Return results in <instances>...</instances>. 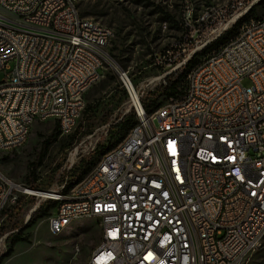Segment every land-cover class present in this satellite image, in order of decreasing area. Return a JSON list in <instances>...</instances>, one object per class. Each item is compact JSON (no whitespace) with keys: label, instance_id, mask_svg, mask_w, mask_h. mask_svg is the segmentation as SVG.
Segmentation results:
<instances>
[{"label":"built area","instance_id":"built-area-1","mask_svg":"<svg viewBox=\"0 0 264 264\" xmlns=\"http://www.w3.org/2000/svg\"><path fill=\"white\" fill-rule=\"evenodd\" d=\"M254 1L207 7L192 29L154 54L159 72L145 85L177 79L182 62L230 29ZM78 2L0 0L20 16V23L0 16V70L13 63L0 80V144L10 151L28 138L30 113L57 122L60 135L72 133L84 94L102 77L113 31L81 15ZM117 73L127 107L115 121L132 112L134 124L112 152L102 154L71 192H63V182L18 191L23 183L0 173V215L10 208L15 217L17 205L30 199L26 223L45 201L66 196L46 217L51 234L80 214L104 226L86 264H243L264 247V15L229 46L200 56L151 113L141 101L148 91L122 77V69ZM44 103L52 113H44ZM79 145L66 162L73 163ZM1 230L0 255L9 247V233Z\"/></svg>","mask_w":264,"mask_h":264},{"label":"rangeland","instance_id":"rangeland-1","mask_svg":"<svg viewBox=\"0 0 264 264\" xmlns=\"http://www.w3.org/2000/svg\"><path fill=\"white\" fill-rule=\"evenodd\" d=\"M219 1L79 0L80 13L110 27L113 36L105 48L106 59L103 69H100V72L103 71L102 77L84 94L85 104L75 129L69 135L57 134L54 138L42 163L35 169V175L41 178L39 184L35 182V185L48 189L63 182L65 188L66 181L76 178L84 163L97 160L101 156L96 149L97 144L106 147L117 140L118 125H114L115 120L127 107L126 92L121 86L117 69L126 71L136 88L144 87L145 92L154 89L152 85H145L159 72L153 64L154 54L174 43L184 30L192 29L207 7ZM251 9L231 22V27L240 22L236 33L245 21L264 15V0L254 5L253 14ZM191 59L176 70V78L180 75L185 78L190 68L195 66V63L190 65ZM12 68L13 63L10 69L0 70V80ZM241 83L249 85L248 78H242ZM165 96L169 95L160 94L157 104H163ZM55 126L53 120L36 121L23 146L8 152L0 151V173L15 182L29 184V163L35 160L41 142ZM73 134L74 138L71 139ZM78 143L80 145L73 163L66 162ZM94 144L96 151L91 149ZM30 202V199L22 201L17 205L15 217L2 223L4 232L9 233L8 237L13 235L11 230L21 228L22 239L13 245L11 254L5 256L0 264H86L89 254L99 243L98 221L91 216L76 218L61 232L51 234L47 227V216L30 225L24 222ZM243 264H264V247L248 255Z\"/></svg>","mask_w":264,"mask_h":264},{"label":"trees","instance_id":"trees-1","mask_svg":"<svg viewBox=\"0 0 264 264\" xmlns=\"http://www.w3.org/2000/svg\"><path fill=\"white\" fill-rule=\"evenodd\" d=\"M253 12H254V8L251 10V14H253ZM239 24H240V22H238L237 24L233 25L230 29H228L220 37H218V38L212 40L211 42L207 43L205 45V48H203L200 52L197 53V55H195L191 59L190 64H193V63L197 62L200 56H204L207 53L212 52L213 50L218 48V46L220 44H222L226 40H228L229 37H231L234 34H236ZM179 78H181V75L179 77H177V79L169 80L166 85H158V86H156L154 89L149 90L142 97L141 101H142L147 113H151L158 106L157 97L160 94H162V95H164V94H166V95L174 94L176 86L179 84V81H180ZM85 110H86V108H85ZM133 124H134V116H133L132 112H130L129 114L124 115L120 120H118L114 124L115 126L118 125V128H117L118 138H117V140L114 143H112L110 146H106V147H104L102 144L98 143L97 146H96V149H98V151L100 152V155L104 154L109 149L114 147L119 141H121V139L125 136V134L127 133V131L130 129V127ZM57 134H60V131H59V128H58V124L56 122V126H55L54 130L49 134V136L47 138L43 139V141L41 142V148L37 152V154L35 156V160L32 161L31 163H29L31 172H30V175H29V178H28V182H29V184H31V186H35L36 179L38 178V176L35 175V169H36L37 166H39L42 163L43 157L45 156L49 145L52 143V141L57 136ZM70 138L73 139L74 138V134L71 135ZM96 149H95V151H96ZM95 162H96V160L92 159L90 162L84 163V168L79 172L78 176L76 178H73V179L69 180V181H66L65 190H68L75 183H77L92 168V166L95 164ZM55 203L56 202L54 200L45 201L39 208H37L31 214L27 225L33 224L36 220L48 216L49 213H50V210L55 206ZM4 214H8L7 215V220H11L12 219V214H11L10 208L5 209L1 213L0 217L2 215H4ZM2 227L3 228L1 230V232H4V227L5 226L3 225ZM20 229L21 228L18 227L16 232H14L13 235L8 238L9 247H8L6 252H4V253H2L0 255V261L5 256L10 255L11 252H12L13 245L16 242H18L19 240L22 239V238H20Z\"/></svg>","mask_w":264,"mask_h":264},{"label":"bare ground","instance_id":"bare-ground-1","mask_svg":"<svg viewBox=\"0 0 264 264\" xmlns=\"http://www.w3.org/2000/svg\"><path fill=\"white\" fill-rule=\"evenodd\" d=\"M261 1L262 0H255L254 1V5L257 4V3H259V2H261ZM250 9L251 8H247L246 9V12H242V13H240V15H237L236 17H241V16L243 17V15H245L246 13H248V11ZM0 16H2L3 18H12V23H20V16H19V14H15V11H13L12 7H10V6H4L3 4H0ZM253 21H254V19H250L247 22L245 21L244 25L241 27V29H240V31L238 33H242V30L245 28V26L250 25L251 22H253ZM235 37H236V35L233 36V37H230L229 39H235ZM229 39L226 40L224 43L220 44L219 46H229ZM212 40H214V39H212ZM212 40H210V42ZM207 42L209 43V41H207ZM189 60H190V58L187 59V62ZM187 62H182V66H185L187 64ZM183 71H184V69H183ZM189 72H190V70H189ZM187 75H188V73H187ZM122 77H129V75L127 74L126 71L122 70ZM163 104H165V102ZM44 113H52V105H51V103H44ZM36 121H38V114L37 113H30V115L27 116L28 128H25L24 129V136H28L29 135L30 130H31V127H32L33 123L36 122ZM41 121H45V120H41ZM26 140H27V138H22V140L20 142V147L24 145V143L26 142ZM0 151H2V152H8V151H10V147L8 145H5V144H0ZM111 152H112V149L109 152H107V153H111ZM77 183H81V180H79ZM72 188H74V185L72 187H70L68 190H65V188H63V192H71ZM18 191H25V185L18 184ZM54 201L56 203H66V196H54ZM84 216H90V215L80 214L78 216L73 217V219L80 218V217H84ZM99 228H100V239H99V243L97 245H100L101 244L102 236H103V233H104V226L103 225H99ZM62 229H61V231H62ZM61 231H59V232H61Z\"/></svg>","mask_w":264,"mask_h":264}]
</instances>
